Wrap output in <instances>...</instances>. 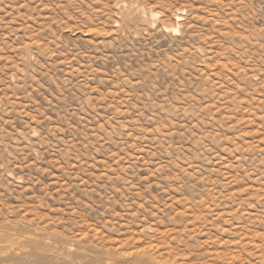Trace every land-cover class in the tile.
Wrapping results in <instances>:
<instances>
[{
	"label": "rangeland",
	"instance_id": "1",
	"mask_svg": "<svg viewBox=\"0 0 264 264\" xmlns=\"http://www.w3.org/2000/svg\"><path fill=\"white\" fill-rule=\"evenodd\" d=\"M9 232L0 264H264V0H0Z\"/></svg>",
	"mask_w": 264,
	"mask_h": 264
},
{
	"label": "bare ground",
	"instance_id": "2",
	"mask_svg": "<svg viewBox=\"0 0 264 264\" xmlns=\"http://www.w3.org/2000/svg\"><path fill=\"white\" fill-rule=\"evenodd\" d=\"M131 10H133V9H131ZM154 13V12H153ZM134 16V15H133ZM180 17V16H179ZM178 19H181V18H178ZM148 20V19H147ZM148 21H150V20H148ZM180 22V21H179ZM148 24V23H147ZM173 31H175V32H177V28H173ZM97 32V31H96ZM94 35V34H93ZM190 113V112H189ZM19 234V233H18ZM20 235V239L21 240H23V239H25L26 240V243H29V244H32V243H34V241L36 242V240L35 239H32L31 237L32 236H29V235H21V234H19ZM15 237V235L14 234H12L11 232H9V233H6V235H5V238H1L0 237V244L1 245H4V244H6V243H8V242H10V237ZM16 238V237H15ZM17 239V238H16ZM48 242V241H47ZM34 245H36V244H34ZM73 250V249H72ZM20 251V250H19ZM77 252H79V251H77ZM14 254H15V252H14ZM82 256V255H81ZM68 258H69V256H68ZM129 261V260H128ZM138 261V260H137ZM136 261V262H137ZM127 262V261H126ZM131 263V262H130Z\"/></svg>",
	"mask_w": 264,
	"mask_h": 264
}]
</instances>
